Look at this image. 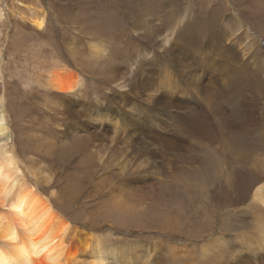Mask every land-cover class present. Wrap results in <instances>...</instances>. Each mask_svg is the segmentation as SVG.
<instances>
[{"label": "rangeland", "instance_id": "rangeland-1", "mask_svg": "<svg viewBox=\"0 0 264 264\" xmlns=\"http://www.w3.org/2000/svg\"><path fill=\"white\" fill-rule=\"evenodd\" d=\"M0 10V97L5 99L0 112L10 132L0 145H15L23 162L32 158L52 174L44 192L72 225L103 235L99 241L88 239V244H99L94 259L98 264H221L230 249L227 240L241 236L238 244L232 242L235 248L260 244L250 236L264 228V205L253 198V191L264 185V0H0ZM186 12L206 26V34L203 39L198 32L192 34L183 46L193 60L185 74L195 75H190L191 82L205 76L206 90L213 91H207L209 97L226 94L228 108L217 104L225 112L226 126L202 122V139L195 137L185 145L172 134V142L160 151V141H167L171 132L166 124L152 123L148 137L154 138L156 156L132 149L134 142H111L116 129L121 139L133 138L130 124L138 116L154 118L151 108L137 99L136 76L148 69L147 60L136 72L128 70L145 50L156 53L150 60L163 71L162 38L171 35ZM241 15L243 28L236 34L244 40L242 46L254 41L245 53L237 47L227 19ZM37 17L44 21L41 30L33 25ZM179 43L175 40L170 48ZM93 47L103 52L93 53ZM56 68L68 69L86 82L81 102L71 108L77 115L66 118L63 102L46 94ZM235 71L238 80L225 89L243 86L245 78L251 90L234 95L222 89L225 74ZM250 78L258 81L251 83ZM122 79L127 87L120 95L123 115L117 118L113 109H119L118 100H111L107 88ZM95 100L108 103L102 118L93 112L90 103ZM212 103L199 112L208 113ZM72 135L78 138L72 141ZM63 157L67 161L60 164ZM78 177L84 182L71 181ZM104 180L107 183H99ZM217 236L226 241L219 248L210 244ZM89 253L88 259L82 257L86 263Z\"/></svg>", "mask_w": 264, "mask_h": 264}, {"label": "bare ground", "instance_id": "bare-ground-1", "mask_svg": "<svg viewBox=\"0 0 264 264\" xmlns=\"http://www.w3.org/2000/svg\"><path fill=\"white\" fill-rule=\"evenodd\" d=\"M1 18L2 15L0 10V19ZM34 18L35 17L33 16L32 19ZM227 19L232 25L234 32L233 35L232 33L230 35L237 38L236 41L237 47L238 48L241 47L240 49L242 50V52L245 53L244 48L253 47L254 41H252V39L251 42L247 40L248 42L246 41L247 43H245V45L242 46L241 41L244 40L242 39V37L241 39L239 38L238 33L236 34L237 31L241 32V29L243 28L242 15H241V19L238 18L236 19L235 16H230ZM33 21H34L33 25L37 29L41 30L44 25L43 18L37 17V19ZM205 28H206L205 25L199 23L198 21L195 22L191 18V15L188 12L184 13L183 16L178 19L175 27L172 29V32L170 31L171 35H167L162 38V44L165 48V49L162 48L164 50L162 55L165 56L166 58V60L164 61L166 68L163 71H161V68L160 70L156 68L158 65V64L156 65L157 62L154 64L150 60L156 58V53L146 52L145 50H141L140 52H138L136 56V62L131 64L128 73L133 72L134 70L136 72V70H138L139 67L142 66L144 62L147 60L148 69L147 70L145 69L142 73L139 72L141 74L136 76L137 77L136 88L138 90L137 99L140 100L142 104L144 103L147 107L151 108V113L154 116V118L152 120L151 119L145 120L142 119L143 117L138 116L136 121H133L130 124V126L133 128V134H134L133 138L124 140L122 137L121 139L120 136L121 134L117 133L116 135V132H118V129H116L115 130L116 132L114 134L115 135L114 137L116 138H110L111 142L116 143L115 141H118L119 143H121L122 141H124V143H127V145L134 142L135 144H131V146H133L132 149H135L136 151L144 150L147 151L148 154H153V156L154 155L156 156L158 151L154 150L155 149V146L153 144L154 138L150 136L151 137L150 139V137H148V135L152 134V133L149 134V132H153L152 131L153 126L151 125L152 123L153 124L156 123L155 127L160 124H166L165 126H167V128L170 129L171 132L166 137V140L168 142L160 141L163 143L160 146L159 149L160 151L162 150V148L165 147L166 143L169 144V142H172V139L170 138L172 134L175 136L176 142L181 141L184 142L185 145H189L190 140H192L193 138L196 137L202 139L204 137L202 122L209 124L210 121L215 122L219 124L218 128H220L221 127L220 125L222 124L225 125L226 123L225 120H227L224 117L225 112L221 110L219 108L220 105L217 106V104H221L223 106L225 105V107L227 105L228 108L229 104L227 101H225V99L227 98L226 94L224 92H222L223 95L216 93L213 95L217 97L216 99H213V96L209 97L207 91L208 93L213 91L212 89L206 90L207 87H209V82L207 81L206 77L197 76L196 78L197 80L191 82L190 79L192 80V78L190 75H192L193 73L185 74L186 70H184L186 66L192 65L193 60L191 59V56L189 55L186 56L187 53L186 54L184 53L183 46L189 44L190 38L196 35V32L200 33L202 35L200 37L201 39H203V36L206 34ZM261 31H263V29H261ZM243 36L250 38V36H248L246 33H244ZM175 40L180 42L179 45L176 48H170V46H172ZM232 45L233 47L235 46V44ZM168 48L170 49L167 50ZM186 51L189 52V50ZM92 52L96 54H101L103 51L100 48L93 47ZM243 66H245V63H241L240 68H242ZM240 72L241 70H238V74H240ZM1 73H2V67H1V59H0V76ZM238 74L237 76H239ZM241 75L242 74H240V76ZM252 75L250 74L249 76L251 77ZM237 76H236V71L235 74L233 75L231 72H227L224 78L222 79V81L226 83L221 86L222 89L234 95L236 92L238 93L243 90L246 92L252 89L250 87V82L248 80H244L245 78L243 77L244 78L242 81L243 86L241 85L239 86L237 84L239 87L237 86V88H230V90H226L225 89L226 86L234 82L236 78L238 80ZM241 79L242 77L240 78V80ZM250 81L251 83L252 82L256 83L258 79H254L253 81L250 78ZM126 82H127L126 79H122V82H117V83L110 82L114 84L111 87L109 86V88H107L109 94H112L110 95L111 100L114 101L113 100L114 97L116 101L118 100L116 103L118 104L119 109L118 108L113 109V112H115L117 118L123 115V111L120 105L121 103L120 95L122 94L124 88L127 87ZM85 83L86 82L81 76L76 75L72 71L65 68H56L49 75V79L47 81L45 90L48 96L50 97L54 96L55 98H58L63 102L62 104L65 107L63 115L66 114V118H68L70 115L74 114L71 108L76 107L79 101L82 100L81 97L85 93L84 89L86 88ZM162 88H164V91L160 93L159 91ZM260 92L262 95H264V85L263 88H260ZM208 99L213 101L212 103L213 107L212 108L209 107L208 109L209 111H207L208 113L201 114L199 110L201 108H206V106L208 105L207 103L210 101ZM85 100L88 102L87 99ZM4 104H5V99L3 97H0V107L2 108V111L4 109ZM90 104L93 108V112L94 113L96 112V115L100 116L101 118L104 117L105 113H107L108 103H105L103 105V103H100L99 101L95 100V102H92ZM250 106L248 105V107ZM127 107L126 109H128ZM229 110L232 112L231 108H229ZM2 111L0 112V142H2L3 140H7L8 139L7 134L8 133L10 134L7 121L5 120L6 116L4 117ZM253 112H257V111H253ZM209 124L207 125L209 126ZM209 127L211 128V125ZM263 131H264V123H263ZM135 135H137V137H135ZM73 137L78 138L77 135H72L69 138H71L72 141H75ZM115 146L117 145L115 144L114 148ZM185 150L186 149H184L183 151ZM66 161L67 158L63 157L61 158L60 164L65 163ZM26 175H29L35 181L36 184L34 186L30 184L31 182L30 183L27 182ZM71 181L76 184L84 182L80 177H78L77 179L74 178ZM51 183H52V174L44 171L43 169L41 170L39 164L35 162L34 159L29 158L26 160V162H23L16 155L15 145L13 146L0 145V264H98V260H94V259L97 258L96 255H99L96 252V250L99 248V244L98 243H96L95 245H93L92 243L88 244L89 242L88 239H90L91 242L99 241L103 235L100 234L92 235L72 225L69 219H66L64 217L62 211L60 212V210H58L59 208L54 206L50 197L44 192V189L49 188ZM99 183H107V182L104 180V181H100ZM253 198L257 202H259L258 204H260L259 205L260 207L261 204L264 205V185L258 186L253 191ZM260 218L264 219V217H260ZM209 219H211V217ZM207 232L201 234L200 236H205ZM253 237H255L254 241L256 243L257 240L259 241L261 245L260 244L257 245L260 246H257L256 244H252L250 246H244L243 244V246L239 245L238 247L236 246L237 248H235L234 245H232V242L234 241L236 245L238 244L236 240L238 238L242 239V237L236 236L235 239L231 240V242L227 240L228 241L227 244L230 246V249L225 254L224 258L227 257L225 259L226 261L224 263L221 262L219 263L264 264V228H262L261 230L259 229L258 234H251L250 238ZM194 239L196 238L194 237ZM224 241L225 240L221 239V237L217 236L215 239L211 241L210 244L211 245L217 244L219 248V246L222 247L224 245ZM92 247L94 248L91 249ZM104 249H106V247H104ZM88 251H90L89 253L90 262L86 263L85 261H83L82 257L85 254L87 255V259H88ZM112 256L113 254L110 255V257ZM118 258H121V256H119Z\"/></svg>", "mask_w": 264, "mask_h": 264}]
</instances>
